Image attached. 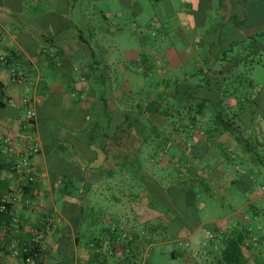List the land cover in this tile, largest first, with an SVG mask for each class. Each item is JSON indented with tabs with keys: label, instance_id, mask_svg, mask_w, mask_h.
<instances>
[{
	"label": "crops",
	"instance_id": "0c3cea01",
	"mask_svg": "<svg viewBox=\"0 0 264 264\" xmlns=\"http://www.w3.org/2000/svg\"><path fill=\"white\" fill-rule=\"evenodd\" d=\"M113 1L120 2L125 8L138 6L137 12L139 11L138 0ZM154 1H163L166 6V17L156 21L163 24L161 27L164 31L170 33L183 32L186 29L195 31V11L207 1L219 5L216 15L220 16V19L221 15L232 13L231 3H221L220 0ZM240 1L235 0L233 12L236 13L238 9L241 13ZM99 2L100 0H0V35L4 39L3 50L13 53L12 61L27 77L25 84L11 82L8 67L0 63V83L5 99H13L16 103L13 105L5 102V105L0 107V122L3 127V134L0 135V198L6 194L16 197L10 211L11 222L3 224L0 228V264H157V254L160 256L163 253L162 247L154 248L153 243L146 244L144 226L148 220L145 213L149 209L144 207L149 202V196L141 183L137 185L140 190L136 195L138 199L130 198V190L136 186L130 172L132 153L129 149H122L121 153L114 149L113 144L117 137L121 136L123 141H126L125 138L130 136L119 133L106 138L105 151L100 152V141L92 135L97 137L99 123L114 127L123 119L125 111H131L132 73L143 75L142 72L145 71L143 76L146 79L152 71L149 68L156 69L157 64H161L158 75L161 79L169 78L168 80L165 79L160 84L156 81L148 82L146 79L143 80L145 84L138 85L139 89H148L154 95L157 93L156 89L162 91L168 81L171 84L179 81H174L171 75L179 67L186 64L185 78L194 81L197 78L194 75H200L201 71L207 72L211 62L218 58L212 53L209 56L206 49L202 50V53L196 52L190 46L183 50L156 42L150 43L140 51L128 50L126 59H120L113 54L117 44L105 39V36L110 34L107 32L110 29L115 33L122 32L120 20L109 21L110 15L116 11L110 13L109 10L100 9ZM227 18L230 21L221 24L218 35H240L236 39L242 41L244 35L255 32L253 29L246 30L235 25L230 15ZM105 23H108L107 26ZM136 26L138 28V24ZM195 34L197 42L201 41L198 31H195ZM261 42V49L257 48V51L264 52V41ZM163 52L165 57L161 58L159 54ZM241 59L240 63L244 64L243 57ZM127 60L141 63L139 69L143 71L131 69ZM193 64L194 70L191 69ZM238 67L239 65L235 70ZM25 94L34 97L37 113L34 127L27 124L26 111L19 103ZM103 98L109 106L106 109ZM193 118L194 113L187 114L186 119L177 118L175 124L187 125ZM199 119L198 116L197 125L200 124ZM149 120L157 126L169 124L168 120L159 114ZM17 132L24 137L21 138L22 142L26 143L25 137L30 136L42 146L30 160V170L35 175L32 188H27V182L10 170L9 165L15 161V157L6 155L2 150L3 137ZM193 132L195 134L197 130L193 129ZM200 136L202 138H199ZM224 136H228L229 140H220ZM172 138L177 142L176 136ZM241 138L238 142L226 133L218 134L214 138L215 142L228 145L233 153L232 164L212 147L203 156V160H191L188 168L182 171L187 175L188 171L195 167L199 174L210 182L211 190L203 196L205 204L202 210L205 217L202 225L205 222L206 225L213 223L220 231H229L238 223L248 227L250 233L244 248L247 255L250 251L248 242L252 231L264 221L259 220L260 216L264 217V188L256 186L258 182L255 181L259 176L264 177V170H259L264 156L257 152L258 145H254L252 140L251 150H248L247 141L243 136ZM193 139L197 141L206 138L197 133ZM142 143L138 156L146 157L152 162L150 157L155 151H147V145L151 144L145 145L143 140ZM188 147L189 144L187 149ZM181 148L176 146V150ZM158 155L160 158L162 151ZM187 157L192 158L189 150ZM125 158L127 167L119 166V163H125ZM178 158L179 155H175L172 160L180 168L176 163ZM158 162L159 160L154 162L157 169L162 167L165 173L169 172L165 168L169 165L168 159L164 166L162 160L160 164ZM140 168L148 173L145 167ZM156 171L155 175L149 174L157 180L166 178L167 174L163 179ZM217 172H222L225 176L233 173L234 176L222 181L221 176H213ZM246 176L253 181L252 188L243 193L237 192L231 182ZM171 179L173 176L169 177V180ZM246 179L248 181V178ZM219 205H228L233 207V210L229 214L220 215L219 219L205 221L210 210ZM132 210L134 215L130 212ZM151 212L154 216H159L151 220L160 223L164 215ZM50 218H54L55 222L47 230L46 225ZM131 219L138 221L142 228L128 233L123 223H129ZM151 220L149 222L153 223ZM106 221L117 223L121 230L114 234L106 230L102 226ZM225 223L227 228L223 229L221 226ZM253 223L257 226H252ZM82 240L87 244L81 245ZM15 245L17 255L13 254ZM27 246L33 253L25 254L24 248ZM219 246V243L215 242L210 248L218 250ZM174 254L177 255L176 252ZM188 256L191 258V264H200L197 259Z\"/></svg>",
	"mask_w": 264,
	"mask_h": 264
},
{
	"label": "rangeland",
	"instance_id": "374dc122",
	"mask_svg": "<svg viewBox=\"0 0 264 264\" xmlns=\"http://www.w3.org/2000/svg\"><path fill=\"white\" fill-rule=\"evenodd\" d=\"M140 7L139 11L138 6H134L132 8H125L123 4L120 2H116L113 0H100L99 7L100 9L109 10L110 13L116 11L115 13H112L110 15L109 21H113L115 19L120 20V25L122 28L121 33H115L114 30L107 31L108 35L105 36V39L110 42H115L117 44L116 48H114V55L118 56L120 59H126V52L128 50H137L140 51L143 48H146L147 45L150 43H156V42H162L164 46H175L178 49L186 50L188 46L195 49L196 52H202V50H207L208 55L210 56L211 52H219L222 48V50L228 45L227 40H220L218 36V20L220 19L218 15H216L217 10L219 8V5L215 4L214 2H204L203 6H200L195 11V19L197 22V29L195 31H198L199 35L201 36V41L197 42V39L195 37V31L191 29L184 30V34L181 31H173L172 33L164 31V29L161 27L163 24L158 23L162 19L166 17L167 14V8L164 5L163 1L161 2H155L154 0H138ZM178 2V1H175ZM178 6V3H176ZM249 11H252V19L254 22V25L259 24V22L262 19V16L264 15V1L262 0H253V3L249 7ZM108 12V13H109ZM158 22H157V21ZM108 23H105L104 25L107 26ZM138 24V28L136 26ZM215 29V30H214ZM257 32L264 31V26L261 25V27L258 26L256 28ZM166 34V35H165ZM240 37V35H235L230 37V40H235L236 38ZM240 39V38H239ZM244 41L240 42L238 44V47L235 46V52H241L243 53L242 57L245 59L247 58H253L255 60V63L252 65L247 64H239V67L235 71L236 76H238L236 80V85L232 86L228 90L230 91H237V94L234 95L235 97H240L239 100H241L239 104V110L241 113V122L244 125H249V128L245 126L243 135H252V141L254 142V145H258L259 151H257L259 154H262L264 156V52L252 50L251 49V40L247 38L242 39ZM260 41H264V38L259 39ZM229 41V40H228ZM174 43V44H173ZM213 43V44H212ZM262 43V42H261ZM212 46V47H211ZM211 50V51H209ZM204 53V52H202ZM221 53V52H220ZM222 54V53H221ZM159 56L161 58H164V52L160 53ZM158 59V57H157ZM131 62V63H130ZM157 63V62H155ZM141 63L139 62H132L127 60V65H130L131 69H139V65ZM150 63H147L149 65ZM152 64V63H151ZM160 65L157 64L156 69L154 67L149 68L152 71L151 76L149 75L146 77L148 79V82L150 81H156L158 83L163 82L165 79H161L159 77L160 72ZM186 64L182 67H179L177 70H175L174 73H171L173 80H185V68ZM189 66V65H188ZM141 69V68H140ZM139 69V70H140ZM191 69H195V64L191 66ZM140 71H143L140 70ZM143 75H145V71L142 72ZM143 75H138L132 73V86L131 89V99L130 102V108L131 110H134L136 107V104H142V106L145 108L148 106V95L151 94L148 93L150 90L146 89V91H143L142 89H139V84L144 83L145 84V77ZM145 80V81H143ZM197 80V79H196ZM161 84V83H160ZM149 86V83H148ZM155 87V86H154ZM150 87V88H154ZM148 88V87H147ZM148 90V91H147ZM155 90V89H153ZM155 93L157 94L156 97H158L159 100L163 101V108L164 111H168L172 109V105L176 104V97L173 95V91H175V85L171 84L164 85L162 91L159 89H156ZM171 91V92H170ZM242 93V94H241ZM154 98V97H153ZM145 112V109L142 113ZM145 115V114H144ZM146 116V115H145ZM144 116V117H145ZM142 118L143 122H147L145 118ZM171 118V116H170ZM169 118V119H170ZM172 118L170 121L172 122ZM176 121V120H175ZM175 122H172L174 124ZM161 134L163 137L170 138L169 142L170 144L165 145L163 144V150H162V156L165 160L162 161V165L164 166L165 163L169 162V165L166 168V171H170L172 168H176V164L174 163L173 156L175 155H187L188 149L187 146L183 147L186 142H184V134L182 131H179L178 133L172 132L169 130L168 125L161 126ZM250 133V134H249ZM121 134V133H120ZM128 134L130 137H126V141H123L122 137H117L114 149L118 152H122V149L126 150L129 149V151L132 153L131 159H133L135 162H137L139 159L142 161L141 167H145L148 173H153L156 171L157 174L163 178V176L167 173L165 172H159L160 169L156 168V165L154 162L158 161L157 155H153L152 162L148 161L146 157L140 158L138 156V150H140L142 146V138L138 135V133L135 131V129H130L128 132L124 133ZM177 137V142L175 138ZM128 139V140H127ZM220 140L226 141L229 140L228 136L222 137ZM179 141V142H178ZM250 141V142H252ZM177 143V144H176ZM191 143V141H190ZM233 148L235 146L234 140L232 139ZM124 145V147H123ZM182 147L179 150H176V146ZM232 145V144H231ZM148 146V147H147ZM147 151H152L153 146L147 145ZM165 153V156H163ZM262 162L260 163V169L264 170V157L261 159ZM159 167V166H158ZM161 168V167H160ZM179 168V167H178ZM258 170V172H259ZM146 173V171H144ZM139 173V179L141 176H144L143 172L140 170L137 172ZM155 175V174H154ZM214 177H220L222 178V181H227L231 177L234 176L233 173H230L228 176H225V174L215 173L213 175ZM211 176V177H213ZM264 176V175H263ZM168 177V176H167ZM133 181L136 183L135 189L130 190V198L133 200L138 199L136 195L140 192V190L137 188V180L132 177ZM164 179V178H163ZM242 178L241 180H243ZM159 181V180H158ZM168 179H164L162 181H159L160 186H162L165 190L168 191ZM256 186L264 188V177L259 176L258 179H255ZM145 186V185H144ZM218 188V187H217ZM216 188V189H217ZM156 190H160L156 188ZM237 192H239V188H235ZM219 194V192H218ZM217 194V195H218ZM136 197V198H135ZM172 194L167 193V200L169 203L172 201ZM153 201L151 204L148 202V204L144 207L146 210V219L148 220L147 223L144 226L145 229V235H146V244H154V248H160L162 247L163 253L158 256L157 254V264H191L192 261H190L191 258H189L188 255H191L200 264H220L218 262V256L220 253V248L216 250V252L213 251L212 248L214 243L213 239H209L206 235V230H208L204 225H206V222L203 226L194 229L193 232L190 234L183 233L179 237L175 239H171L165 235H162V226L166 225L168 223V219L170 218V215H164L162 221L159 223L156 221H153L151 219L159 216H154L155 214H152L153 212H158V209L156 206H158V201L156 197L152 199ZM136 204V203H135ZM132 205V204H131ZM155 205V206H154ZM230 205V204H229ZM133 209V207H131ZM137 208V207H136ZM135 208V209H136ZM139 209H142L139 207ZM231 210H233V207H230L228 205L222 207L217 206L210 210V213L206 216L205 221H210L213 219L218 218L220 215L223 214H229L231 213ZM131 214L134 215V211H130ZM144 214V213H143ZM166 216V217H165ZM205 217V216H204ZM168 218V219H167ZM219 219V218H218ZM264 217L260 216L259 220H263ZM149 220L153 221L149 222ZM83 226H85L84 223H82ZM123 225H126L127 229H125L128 233L131 230H138L139 228H142L141 224H138V221H133V219L130 220L129 223L124 222ZM226 223L225 225H222L221 227L223 229H226ZM102 226L106 230H112V231H120L121 227L117 225V223L111 222H103ZM233 226V225H232ZM252 226H257V224L253 223ZM225 227V228H224ZM230 229V228H229ZM124 230V229H122ZM85 231V228L82 230ZM82 232V233H83ZM252 236L249 239V252L246 253L248 257L250 258V262L247 264H264V221H261L259 223V226L252 231ZM91 235V234H90ZM89 237V236H86ZM88 239V238H86ZM187 240L184 241V240ZM102 241H104L102 239ZM84 241L80 243L81 245L87 244L83 243ZM89 242V240H88ZM159 244V245H158ZM80 245V246H81ZM128 246V245H127ZM205 247V248H204ZM107 248V246H106ZM129 248V247H126ZM176 252L177 255L175 258H172L171 253ZM128 253V251L126 252Z\"/></svg>",
	"mask_w": 264,
	"mask_h": 264
},
{
	"label": "trees",
	"instance_id": "16d2710c",
	"mask_svg": "<svg viewBox=\"0 0 264 264\" xmlns=\"http://www.w3.org/2000/svg\"><path fill=\"white\" fill-rule=\"evenodd\" d=\"M223 1L231 3L230 10L232 13L221 15L222 19H219L217 22L219 27L221 24H227V22L230 21V19L227 18L230 15V18L233 19L235 25L243 27L246 30H255L253 34L244 35L242 39L247 38L251 40L252 50H257V48L261 49V41L259 39L264 38V31L257 32L256 28H258V26L261 27V25L264 26V15L259 24L254 25L252 11H249V7L253 3V0L240 1L241 13H239L238 9L236 13L233 12L235 0H220L221 3ZM221 9L223 8L221 7ZM220 35L222 34L218 35L220 40H227L228 45L223 50L221 48L218 53L211 52L216 58H218V60H213L211 62V65L208 66V71H201L200 75H194L197 77L194 81L185 78L184 81L179 80L178 82L172 83L175 85V91L170 92L175 95L177 101L176 104L172 105V109L164 111L163 101L156 97L157 94L153 95L150 91L148 93L151 94H147V107L144 108L142 104H136L134 110L124 112L123 119L120 120L119 123H116L114 127H111V125L106 127L99 123L97 137L95 134L92 135L94 139L96 138L100 141L99 148L101 152L105 151L106 138L114 137L119 133H126L133 128L142 138L145 145L151 144V146H153L152 148L155 152L152 156L157 155L159 160L158 163L160 164L161 160L163 161L165 159H160L158 154L164 149L163 144L168 145L170 142L168 138L162 136V127L155 125L149 120V118H154L155 114H159L168 120V128L170 131H176L177 133L182 131L185 136V147L189 144L188 150L191 152L192 158L187 157V155H180L176 160V163L180 165V168H173L172 171L170 170L167 172V175L165 174L166 179L168 180L170 176H173V179L167 181V184L169 185L168 191L160 186L159 181L162 180L158 181L149 173H145L144 169L140 168L142 165L140 159L137 162L131 159V175L137 180V183H141L147 191L150 201L149 203L151 204L153 201L152 199L156 197L158 201V206H156L158 212L166 216L170 215V220L165 226L161 225V229L163 235L171 239L179 237L183 232L190 234L194 229L203 226L204 216L202 208L203 204H205L203 196L211 190L208 178L202 177L195 167L194 169L189 170V174L187 175L183 173L184 171L182 170L188 168V165L191 164V160H203V156H205L212 147L217 149L218 154L232 164L234 161L233 153H231L232 151L229 149L228 145L226 146L215 142L214 138L218 134H229L238 142L242 140L241 136H243V138H245L244 140L247 141L248 150H251L250 141L252 140V135H248L247 137L243 135L245 126L248 129L249 125H244L241 122V113L239 110V104L241 102V100H239L240 97L234 96L237 94V91H230L231 89L228 90L236 85L238 76H236L235 69L236 66L240 64L243 55L241 52H235V46L238 47V44H240V42L244 43V41L242 39V41H238L237 39L230 40V34L225 36L222 35V37ZM253 63H255L254 59L247 58L244 60L245 66H247V64L252 65ZM167 85L170 86L171 82L168 81ZM4 95L3 87L0 83V107L5 105ZM103 105L105 109L108 106L104 98ZM144 109L145 112L142 113ZM192 113H194V118L189 120V124L181 126L175 124L177 118L186 119L187 114L191 115ZM170 116L173 119L172 122H175L174 124L170 121ZM198 116L200 117V124L198 123L197 125L198 120L196 119ZM143 117L147 120L146 123L143 122ZM112 128L113 130L111 131ZM193 129H195V131L197 130L195 134L194 132L192 133ZM247 129H245V132ZM197 133L204 135L206 139H198L197 141H194L193 138L194 136H197ZM199 138L202 137L200 136ZM163 156H165V153ZM150 160H152V157H150ZM123 165L127 167L126 158L125 163H119V166ZM139 170L144 174L140 179L139 173H137ZM159 172H164V169L161 167ZM243 178V180H241V178L231 182V186L239 188V192L241 193L250 190L253 186V181L250 177L246 176ZM246 178H248V181ZM33 184L34 181H28L26 184L27 188H32ZM156 188L160 190H156ZM168 192L169 194H172V196L174 195L171 203H169L166 198ZM10 211L11 206H9L8 211L5 213H0V228L3 224L11 222ZM204 226L214 233L215 236L213 242H218L220 245V256H218V262L220 264H247L250 262V258L244 252L250 231L243 223H238V225L233 226L229 231H220V229H218L213 223ZM109 231L113 234L116 232L110 229ZM212 249L214 252L217 250V248ZM29 252L33 253L32 249L25 252V254H28ZM171 256L172 258H175L176 255L174 254V251L171 253ZM147 264H149V262H147ZM194 264L197 263L195 262Z\"/></svg>",
	"mask_w": 264,
	"mask_h": 264
},
{
	"label": "built area",
	"instance_id": "2783aa9c",
	"mask_svg": "<svg viewBox=\"0 0 264 264\" xmlns=\"http://www.w3.org/2000/svg\"><path fill=\"white\" fill-rule=\"evenodd\" d=\"M4 45V39L0 35V63L4 64L8 67L9 77L11 82L16 84H25L27 83V77L25 72L17 66L12 60H13V54L9 51L3 50ZM5 102H8L9 104H16L13 99H4ZM20 105L25 109L26 111V122L31 127H34L37 113L36 109L34 107V97L29 94H25L22 96V98L19 101ZM3 134V127L0 122V135ZM21 133H13V134H7L3 141V152L8 155L15 157V161H13L9 168L12 172H15L19 175L21 180L28 182V181H35V175L31 172V158L32 156L40 151L41 149V143L37 140L32 139V137L27 136L25 139H27L26 143L21 141V138L23 137L20 135ZM24 138V137H23ZM22 192V190L20 191ZM16 197L11 194H6L0 201V213H5L8 211L9 206L12 207V204L15 202ZM55 222L54 218H50L48 220V225H46V229H50L51 225ZM206 235L209 239L214 238V233L210 230H206ZM16 245L13 247L15 248ZM30 250V247L27 246L24 248L25 252H28ZM14 255L18 254L17 249H14L13 252Z\"/></svg>",
	"mask_w": 264,
	"mask_h": 264
}]
</instances>
